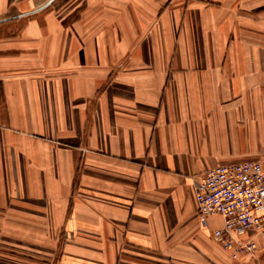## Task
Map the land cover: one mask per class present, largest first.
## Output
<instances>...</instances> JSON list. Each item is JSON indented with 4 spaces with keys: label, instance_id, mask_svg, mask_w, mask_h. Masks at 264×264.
Wrapping results in <instances>:
<instances>
[{
    "label": "crops",
    "instance_id": "crops-1",
    "mask_svg": "<svg viewBox=\"0 0 264 264\" xmlns=\"http://www.w3.org/2000/svg\"><path fill=\"white\" fill-rule=\"evenodd\" d=\"M0 31V264H264L193 192L264 167V0H0Z\"/></svg>",
    "mask_w": 264,
    "mask_h": 264
},
{
    "label": "built area",
    "instance_id": "built-area-1",
    "mask_svg": "<svg viewBox=\"0 0 264 264\" xmlns=\"http://www.w3.org/2000/svg\"><path fill=\"white\" fill-rule=\"evenodd\" d=\"M197 215L203 228L211 217L221 227L210 236L234 260L256 252L254 237L264 238V167L258 161L221 164L199 174L193 183ZM246 235L253 237L245 239Z\"/></svg>",
    "mask_w": 264,
    "mask_h": 264
},
{
    "label": "rangeland",
    "instance_id": "rangeland-1",
    "mask_svg": "<svg viewBox=\"0 0 264 264\" xmlns=\"http://www.w3.org/2000/svg\"><path fill=\"white\" fill-rule=\"evenodd\" d=\"M1 30H2V29H1ZM0 32H1V31H0ZM12 32H15V29L12 30L11 33H12ZM1 34H2V33H0V35H1ZM197 217H198V215H197ZM226 252H227V251H226ZM227 253H228V252H227ZM228 255H229V253H228ZM242 257H243V256H242ZM229 258H230L231 260H234V259H232V258L230 257V255H229Z\"/></svg>",
    "mask_w": 264,
    "mask_h": 264
}]
</instances>
